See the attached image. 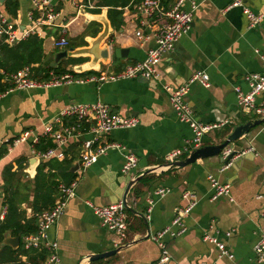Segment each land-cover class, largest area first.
<instances>
[{"label": "crops", "instance_id": "0c3cea01", "mask_svg": "<svg viewBox=\"0 0 264 264\" xmlns=\"http://www.w3.org/2000/svg\"><path fill=\"white\" fill-rule=\"evenodd\" d=\"M7 1L0 4V13L7 23L20 32L29 30L33 25L29 19L34 10L33 1L18 0L14 15L6 11ZM96 1L51 0L57 14L55 22L51 27L41 28V34H36L42 40V63L55 65L58 63L57 54L71 49L70 45L72 48L88 46L86 42L103 31L105 21L109 24L110 34L100 48L108 46L109 61L98 63L97 75L77 79L98 77L102 73L116 74L145 59L154 42L151 29L145 24L146 18L137 7L141 0H129L125 7L117 9L122 12L119 28L112 25L107 7L98 13L93 12L97 9ZM231 2L195 0L197 8L193 12L191 29L179 38L171 52L163 56L158 66V80L137 78L102 84L72 82L55 88L27 91L13 90L12 87L0 95V222L6 213L3 205L4 170L11 168V174H14L11 189L15 200L19 208L26 211L27 217L31 216L34 178L41 162L53 160L58 166L67 160L73 168L78 164L83 143L92 138L91 125H81L72 139L56 149L62 155L61 159L54 157L36 163L31 154L32 139L38 137L39 141L44 126L66 107L102 103L116 114L136 118L137 125L132 129L115 130L99 139L102 143L117 142L124 148L122 153L108 152L86 171H71L76 174L74 197L68 201L64 213L49 232L50 240L57 244L58 264H155L160 250L150 236L169 226L174 211L187 205L182 199L185 191L192 192L195 206L183 220L187 227L185 233L173 239L164 238L170 255L169 264H258L253 246L264 235V199L257 198L264 195V123L232 144L237 150L251 148L252 154L236 160L222 172L219 156L197 159L192 164L168 170L160 169L165 165L167 154L182 148L184 142L192 137L189 127L181 123L172 111L162 84L179 86L196 72L207 74L209 87L191 84L185 101L202 123L224 120L231 123L206 135L203 147L222 143L238 125L264 118L244 115L237 105L234 91L237 87L247 93L249 88L245 76L262 70L264 17L259 25L250 28L240 8L225 10ZM244 5L252 13L264 16V0H244ZM183 9L188 11L189 4L185 3ZM113 21L117 22L115 18ZM138 31L148 39L138 40ZM60 36L66 37L69 43L66 49L53 47ZM119 50L123 53L116 58L115 52ZM89 61L90 58H85L81 63L68 65L67 70L73 71L74 67ZM37 66L33 64L31 68ZM13 74L5 76L1 82L11 83ZM24 132H31V138L15 144L14 140ZM11 141L12 144L8 145ZM128 152L137 159V166L131 174L125 175L121 169ZM210 175L221 184L229 185L228 197L212 199L213 191L207 179ZM132 181L134 183L125 200L133 211H127L126 240L115 247V236L100 226L89 205L104 207L123 202L126 187ZM162 188L169 192L159 200L153 193ZM150 197L155 205L146 218V201ZM58 199L59 193L56 202ZM204 235L221 241L232 254V261L219 258L216 246L202 241ZM8 236L15 238L6 233L4 239ZM21 240L16 248L2 241L0 260L5 262L0 264L15 257L10 251L20 249ZM111 250L118 251L106 259L88 262L89 256ZM27 261L26 255H17L15 263L28 264Z\"/></svg>", "mask_w": 264, "mask_h": 264}, {"label": "built area", "instance_id": "2783aa9c", "mask_svg": "<svg viewBox=\"0 0 264 264\" xmlns=\"http://www.w3.org/2000/svg\"><path fill=\"white\" fill-rule=\"evenodd\" d=\"M34 10L29 14V19L33 25L29 30L20 32L11 24L7 23L3 15L0 13V43L7 46H13L19 41L24 40L31 34H41V28L51 27L57 14L55 13L51 0H32ZM206 1V0H204ZM189 4L190 9L185 11L183 6ZM137 7L140 13L146 18L145 24L152 32V40L154 45L146 52L145 59L135 64L126 66L122 71L116 74L102 73L98 77H89L85 80L74 78L71 74H66L61 77H53L48 81H40L32 78L30 67H24L11 76L13 90L27 91L33 89H49L59 87L63 84L72 82L91 81L97 84L115 82L118 80L142 79L145 81L158 80L160 73L158 66L165 54L171 52L175 43L191 29L193 12L197 6L195 0H175L173 4L168 5L164 0H141ZM79 9L81 6L78 7ZM240 8L245 15L250 28L260 24L263 20V15L252 13L249 8L244 5V0H232L229 6L225 9ZM224 10V11H225ZM34 13L37 16L34 17ZM138 40H146L140 31L136 32ZM69 46V43L64 36H60L53 43L55 49L63 50ZM262 70L257 74H248L245 76V81L248 85V92L243 93L239 88H234L236 92L237 105L240 107L244 115L250 117H264V57H261ZM193 83H199L203 87H209V78L204 72H196L184 84L179 86H171L162 84L161 88L166 94L169 104L175 116L181 123L186 124L191 130V139L184 142V146L167 154L165 165L160 169L168 170L173 167L183 164L189 156L196 150L203 147V138L214 130L221 129L230 125V121L224 120L218 123H202L195 118L193 110L185 101L189 87ZM12 91V90H11ZM74 119L76 122L70 123ZM66 120V122H65ZM82 123L91 125L90 133L92 138L86 140L83 145V151L78 161V170L86 171L94 164L99 157L108 152L122 153L124 148L117 142H100V138L111 134L115 130L132 129L137 125V119L134 117H124L116 114L110 108L102 103L90 105L73 104L66 107L58 116L46 124L42 130V135L51 140L55 145L46 151L39 153L33 149V145L38 142V137H34L31 141V154L40 161H48L52 158L61 159L62 155L57 153L56 149L66 144L67 141L74 137ZM31 138V132H24L14 143L27 142ZM253 150H235L234 147L227 146L220 152V159L223 164L220 172L228 169L234 162L246 155L252 154ZM233 156L227 160L232 154ZM227 160L226 163H223ZM137 166V159L130 152L124 156V164L122 165V173L125 175L131 174ZM210 187L213 191L212 199L229 196V185L221 184L212 175L207 177ZM76 181L74 180L69 185L60 184L58 186L59 199L55 205L38 216V231L34 235L25 236L22 238V247L24 250H45L48 252L46 260L42 264H58L57 244L50 240L49 232L56 224L60 216L64 213L67 203L74 197ZM169 190L158 189L153 195L159 200L163 198ZM258 199H264V195H258ZM182 199L187 202L183 208H177L174 211L172 221L169 226L152 234L151 240L157 244L160 250V257L155 264H169L170 255L166 249L164 238L168 236L173 239L185 233L187 227L184 219L195 206V199L190 191H185L182 194ZM155 205L152 197L147 198L146 213L148 218L152 207ZM95 216L98 218L102 228L115 236L113 244L115 247L121 246L127 236V209L125 203L119 201L109 206L97 207L89 205ZM176 227L175 230L172 228ZM229 236V234H226ZM203 242H209L218 249L219 258H227L232 261L233 256L226 249L225 245L216 237L204 235ZM253 253L258 264H264V235L260 236L258 241L253 246ZM232 264H235L234 262Z\"/></svg>", "mask_w": 264, "mask_h": 264}, {"label": "trees", "instance_id": "16d2710c", "mask_svg": "<svg viewBox=\"0 0 264 264\" xmlns=\"http://www.w3.org/2000/svg\"><path fill=\"white\" fill-rule=\"evenodd\" d=\"M86 1L88 0H85V2ZM174 1L175 0H164L168 5L173 4ZM128 2L129 0H97V9L93 12L98 13L101 8L107 7L108 18L113 26L119 28L122 23V12L117 9L125 7ZM5 8L8 13L14 15L18 9V0H8L5 4ZM35 16H37V14L34 13V17ZM113 18L117 20L116 23L113 21ZM41 44L42 40L36 34L29 35L26 39L11 47L0 43V71L3 72L0 73V95L7 93L13 87L12 81L11 83L8 81L1 82L2 79L12 73L15 74L24 67H30L33 73V79L44 81H48L55 76L61 77L66 74H71L74 78L97 75L92 71L77 74L72 70H67L68 65H76L81 63L83 59L59 60L58 63L53 66H50L49 63H42ZM69 48L72 49V46L70 45ZM33 64H38L37 68H31ZM70 121V123L76 122L74 119ZM83 124L85 125L86 123H82V125ZM11 144L12 141L8 143V145ZM32 147L36 152L42 153L52 148L53 145L51 140L42 136ZM52 161L53 160L41 162L38 168L37 175L34 178V196L30 206L32 214L29 217H27L25 210L19 208L14 193L12 192L11 179L14 177V174H11V168L8 167L4 170L3 183L5 188L3 190V205L6 208V213L3 220L0 222V245L6 233L20 240L25 236L36 234L38 231V216L55 205L60 182L69 185L75 179L76 174L71 172L72 166L70 161H63L59 163L58 166L57 162L53 163ZM57 171L58 174H55ZM10 253L15 255V257H10L7 263L4 264H16L17 255H26L28 264H42L48 256L45 250H24L22 246H20V249L17 251H10ZM2 262L5 261L0 260V263Z\"/></svg>", "mask_w": 264, "mask_h": 264}, {"label": "water", "instance_id": "95a60500", "mask_svg": "<svg viewBox=\"0 0 264 264\" xmlns=\"http://www.w3.org/2000/svg\"><path fill=\"white\" fill-rule=\"evenodd\" d=\"M5 0H0V4H3ZM104 29L103 31L97 35L96 38L89 40L88 46L84 48H72L68 49L64 52H61L57 54L56 56V61L58 62L61 59H85V58H90L89 62L82 63L76 67L73 68L74 73L81 74L85 72H97L98 71V63L101 61L103 63H106L109 61V49L108 46H104L103 48H100L101 43L109 36V24L107 21L104 22L103 24ZM122 50L116 51L115 52V57L119 58L120 54H122ZM264 123V118L261 120H255V121H247L244 124L236 126L232 132L226 137V139L217 145H209V146H204L201 147L200 149L196 150L194 153H192L189 158L181 165L179 166H184L186 164H192L194 163L197 159H205V158H212V157H217L220 155V152L222 149H224L227 146L233 147L232 144H234L237 140L242 138L244 135H246L252 128L256 127L259 124ZM235 150L237 148L234 147ZM234 153H232L228 158L230 159L233 156ZM33 160L36 163H39L40 160L38 158H33ZM227 160L223 163H226ZM221 161V159H220ZM78 169V164L75 165L72 168V172H75ZM139 180V179H138ZM137 180V181H138ZM134 182H130L125 190L124 197H123V203H125L126 209L129 212H133L132 209H130L126 205V196ZM4 244H7L11 246L12 248H16L19 245V238H10L9 236L6 237L3 241ZM118 250H111L108 252H104L101 254H96L93 256L88 257V262H94L98 261L101 259H106L108 257H111L117 253Z\"/></svg>", "mask_w": 264, "mask_h": 264}]
</instances>
